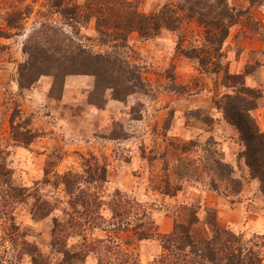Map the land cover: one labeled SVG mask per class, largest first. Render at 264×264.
I'll return each instance as SVG.
<instances>
[{
  "label": "rangeland",
  "instance_id": "rangeland-1",
  "mask_svg": "<svg viewBox=\"0 0 264 264\" xmlns=\"http://www.w3.org/2000/svg\"><path fill=\"white\" fill-rule=\"evenodd\" d=\"M56 2L0 0V264H198L165 238L191 215L219 264L232 252L264 264V193L224 111L243 83L264 133V0ZM222 2L233 21L219 46L208 24ZM43 24L135 67L144 91L116 101L92 94L93 77L50 75L21 88Z\"/></svg>",
  "mask_w": 264,
  "mask_h": 264
},
{
  "label": "trees",
  "instance_id": "trees-1",
  "mask_svg": "<svg viewBox=\"0 0 264 264\" xmlns=\"http://www.w3.org/2000/svg\"><path fill=\"white\" fill-rule=\"evenodd\" d=\"M257 1L249 0V5L253 6ZM61 4L62 0H57L55 6ZM219 7L217 19L208 25L219 31L220 39L218 38L216 42L221 46L227 38L233 16L229 13L224 2L220 3ZM76 8L75 6L62 7L60 14L63 17L74 16L76 15ZM22 19V12H11L6 19L7 26L12 29H19L21 25L18 22ZM136 29L139 33L145 34L142 33L144 28L141 25ZM23 52L27 59L18 69L21 88H29L45 75H50L59 81H64L69 76L93 77L92 94L101 96L104 92L109 91L111 98L116 101L127 100L130 95L138 93L139 90L140 92L144 91L145 88L144 82L135 67H131L110 55L93 53L63 31L48 25H41L35 34L29 37L23 47ZM232 78L233 81L240 83V75ZM259 97V93L240 83L239 87L235 88L233 97H225L224 111L225 119L234 126L239 140L242 142L244 147L242 156L250 175L259 181L261 191L264 193V133L259 130L257 122L251 115V112L257 107L256 101ZM221 170L222 174H225L224 176L229 179V175L232 173L231 170L229 171V167L222 165ZM67 177L71 176L67 175ZM64 184L67 190H70L73 185L68 178ZM196 222L195 216L191 215L187 224H175L173 232L165 236L167 242L177 245L178 249L187 255H193L200 260L197 261L198 264H219L210 240L200 244L194 242L190 227ZM209 224L215 234L223 232L215 223ZM225 259L228 264H243L244 261L234 252ZM246 261V264H255L253 258H248Z\"/></svg>",
  "mask_w": 264,
  "mask_h": 264
}]
</instances>
